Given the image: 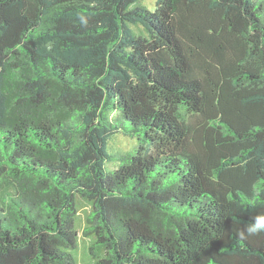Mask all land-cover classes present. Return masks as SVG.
<instances>
[{"label":"trees","instance_id":"1","mask_svg":"<svg viewBox=\"0 0 264 264\" xmlns=\"http://www.w3.org/2000/svg\"><path fill=\"white\" fill-rule=\"evenodd\" d=\"M260 216L264 0H0V264H264Z\"/></svg>","mask_w":264,"mask_h":264},{"label":"rangeland","instance_id":"2","mask_svg":"<svg viewBox=\"0 0 264 264\" xmlns=\"http://www.w3.org/2000/svg\"><path fill=\"white\" fill-rule=\"evenodd\" d=\"M140 4L147 6L149 9L155 8V0H140ZM138 144V138L135 136H129L123 132L117 133L113 139L109 142L107 150L110 154H126L129 152L135 153V148ZM119 160H112L106 164L107 168H114L118 165ZM83 225L80 224V230H82ZM80 235L82 232L80 231ZM86 253V243L80 239L78 255L83 260ZM83 263V261L81 262Z\"/></svg>","mask_w":264,"mask_h":264},{"label":"clouds","instance_id":"3","mask_svg":"<svg viewBox=\"0 0 264 264\" xmlns=\"http://www.w3.org/2000/svg\"><path fill=\"white\" fill-rule=\"evenodd\" d=\"M261 231H264V216L257 217L255 223L251 224L247 228L249 235H255Z\"/></svg>","mask_w":264,"mask_h":264}]
</instances>
